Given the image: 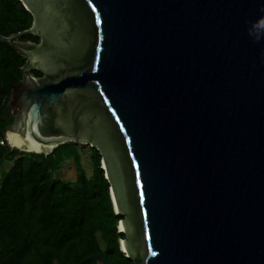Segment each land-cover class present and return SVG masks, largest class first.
<instances>
[{
	"label": "water",
	"instance_id": "1",
	"mask_svg": "<svg viewBox=\"0 0 264 264\" xmlns=\"http://www.w3.org/2000/svg\"><path fill=\"white\" fill-rule=\"evenodd\" d=\"M21 2L8 144L95 147L134 264H264V0Z\"/></svg>",
	"mask_w": 264,
	"mask_h": 264
},
{
	"label": "trees",
	"instance_id": "2",
	"mask_svg": "<svg viewBox=\"0 0 264 264\" xmlns=\"http://www.w3.org/2000/svg\"><path fill=\"white\" fill-rule=\"evenodd\" d=\"M32 20L21 0H0L1 34L16 35ZM39 39L32 33L16 38L27 50ZM27 62L24 52L0 41V117H5L0 118V264H78L96 252L112 264H134L119 247L125 237L118 230L123 215L113 209L95 147L87 145L88 174L81 162L86 144L64 142L44 154L21 151L6 141L11 86L21 80ZM29 71L42 75L35 66ZM70 164L75 178L58 177L56 173Z\"/></svg>",
	"mask_w": 264,
	"mask_h": 264
},
{
	"label": "rangeland",
	"instance_id": "3",
	"mask_svg": "<svg viewBox=\"0 0 264 264\" xmlns=\"http://www.w3.org/2000/svg\"><path fill=\"white\" fill-rule=\"evenodd\" d=\"M18 44H20L17 41ZM88 148H87V144L86 145H82L81 147V162L83 164V166L86 169V172L89 174L91 171V166L89 163V158H88V152H87ZM58 177L64 178V179H73L75 178V171L74 168L72 166V164L70 165H66L64 166L61 170H59L57 173Z\"/></svg>",
	"mask_w": 264,
	"mask_h": 264
},
{
	"label": "flooded vegetation",
	"instance_id": "4",
	"mask_svg": "<svg viewBox=\"0 0 264 264\" xmlns=\"http://www.w3.org/2000/svg\"><path fill=\"white\" fill-rule=\"evenodd\" d=\"M29 61H30V58H29ZM34 66H36L35 64L32 66V67H34ZM9 115H10V113H9ZM9 117V116H8ZM8 119H11V123L9 124V126L8 127H10L11 125H12V118H8Z\"/></svg>",
	"mask_w": 264,
	"mask_h": 264
},
{
	"label": "bare ground",
	"instance_id": "5",
	"mask_svg": "<svg viewBox=\"0 0 264 264\" xmlns=\"http://www.w3.org/2000/svg\"><path fill=\"white\" fill-rule=\"evenodd\" d=\"M7 141V140H6ZM10 142L12 143V145H14L15 146V144L10 140ZM120 228L121 229H123V226L122 225H120ZM123 246V245H122ZM123 248H124V246H123Z\"/></svg>",
	"mask_w": 264,
	"mask_h": 264
}]
</instances>
